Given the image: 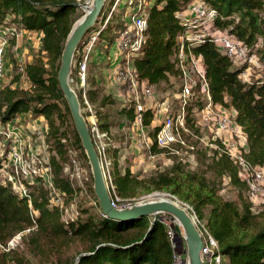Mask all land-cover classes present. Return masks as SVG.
<instances>
[{
    "label": "trees",
    "instance_id": "trees-1",
    "mask_svg": "<svg viewBox=\"0 0 264 264\" xmlns=\"http://www.w3.org/2000/svg\"><path fill=\"white\" fill-rule=\"evenodd\" d=\"M146 1L151 3L146 11V39L133 59L137 76L153 86L169 81L170 76L178 81L174 60L178 36L195 27L184 23L175 12L183 10L192 0ZM202 1L217 11L213 27L227 29L247 48L254 46L259 38L264 42V0ZM78 10L76 0H0V27L11 25L42 32L37 55L32 62L20 65L22 75L30 83L29 88H16L8 83L0 88V125L13 121L22 112L43 116L48 151L53 152L49 156L53 183L65 191L67 197L73 195L74 187L63 175L70 148L60 124L65 122L69 110L56 75L65 39L79 16ZM107 11L104 8L101 13ZM111 16L100 30L99 39L109 41L112 36L109 35L112 33ZM191 49L202 55L212 101L236 112L235 120L242 126L247 139L246 160L264 167V77L249 81L240 78L239 73L246 68V63L233 62L208 38ZM12 64L14 70L18 68L15 61ZM14 78H18L17 75ZM95 93L94 89L86 88V99L91 101ZM78 97L80 106L86 107L80 93ZM199 99L198 96L187 106V125L191 132L198 131L189 115L194 106L200 104ZM100 100V103L108 104V95H103ZM131 109L129 103L119 111L130 122L133 120ZM95 115L99 127L108 131L112 121H104L101 111H96ZM152 118L153 111L149 108L143 113L142 124H150ZM158 127V123H154L148 131L153 139L152 153L167 151L158 148L154 142ZM73 137L81 148L75 130ZM111 147L112 144L108 147L110 176L120 198L119 204L146 200L143 196L152 191H167L186 202L216 238L225 256L224 264H264V211L254 213L246 198L241 197L240 201L226 199L219 192L224 177L238 189L245 187L239 167L224 152L210 146H198L195 141L193 154L197 166L194 168L171 153L173 161L169 168L139 177L118 162V150ZM81 152L84 156L83 149ZM24 182L28 188L26 196L15 192L0 174V244L19 233L23 250L28 254V257L16 254L13 248L5 251L0 246V264H31L29 257H34L36 264L172 263L169 225L164 221L165 217L170 218L169 215L116 219L83 209L85 217L65 223L58 208L49 205L44 185ZM75 242L79 246L70 252Z\"/></svg>",
    "mask_w": 264,
    "mask_h": 264
},
{
    "label": "built area",
    "instance_id": "built-area-1",
    "mask_svg": "<svg viewBox=\"0 0 264 264\" xmlns=\"http://www.w3.org/2000/svg\"><path fill=\"white\" fill-rule=\"evenodd\" d=\"M76 1L81 3L83 10L91 2V0ZM119 1L111 0L112 4H110L108 11L100 14L102 19L99 28L86 32L80 40L74 52L69 82L71 86L78 90L86 105L85 108L89 112L90 119L87 125L112 205L124 207L129 204H119L120 198L115 193L110 176L111 159L108 154V147L112 144L110 133L99 127L97 117L88 104L85 95L88 63L91 53L100 30L106 25ZM123 1L128 3L131 12H127L122 18L124 26L118 30L117 47L121 59L118 60L115 77L123 83L125 89L130 93L127 99H129L130 107L132 108V125L137 126V129L142 131L148 127V125L142 124V118L143 113L147 109H152L151 106H148V97L153 94V85L149 84L145 79L138 78L133 59L139 53L146 39L147 12L144 4L147 1ZM134 1H136L135 4ZM175 16L195 28L178 36L179 46L174 53L179 77V90L175 94L178 99V106L171 111L172 109L169 108L166 102H158L154 105L152 122L155 120V115L163 116L158 123L159 127L154 136V142L158 148L165 149L168 153L182 154L184 148V152H186L185 160L188 163L194 161L193 150L195 149V144L185 137L188 134L192 135L187 125V106L199 96L202 99L201 103L198 106H194L196 108H193L189 115L191 123L198 129L200 126H204L210 132V138L205 146L216 148L218 152H224L239 167V176L245 182L247 196L251 200L260 198L261 202L264 203V167L253 165L246 160L247 139L242 126L235 120L236 112L212 101L205 77L202 55L195 53L191 49V46L204 38H208L233 62L246 63L245 71L243 70L239 73L241 78L248 74L247 70L250 68V65L247 64L251 60L248 56L247 45L241 39L228 33L227 29L222 30L213 27L212 21L217 16V11L202 0L190 1L183 10L175 12ZM20 34L21 31L15 26L0 27V78L4 74L6 47L12 38H16ZM185 40L190 43L184 44ZM20 69L22 68L20 67ZM173 79L170 76L169 81ZM37 133L40 134V131ZM141 135L144 138H142V142L138 146H144L148 155L153 157L155 155V153L151 152L153 139L148 133L143 134V131ZM196 138L201 139L199 136ZM0 139L4 140L2 143L6 146L1 153L2 166L0 170L3 180L8 181L12 189L19 195L25 196L28 195L25 180L34 184L42 183L47 190L49 205L58 208L65 223L72 221L74 219L71 213L73 204H66V192L54 185L49 158L31 147V143L26 141V136L22 129L13 128L8 123L0 125ZM70 152L71 150H69ZM70 160L73 163L72 178L74 174L78 173V167L75 159L71 158ZM195 224L202 239L200 252L202 264H224L225 256L221 253L216 238L198 218H196ZM167 233L173 248L171 264H185V246L184 244L180 246L175 241L177 229L169 225ZM17 237L19 238V233L5 243L0 244V246L5 251L14 248Z\"/></svg>",
    "mask_w": 264,
    "mask_h": 264
},
{
    "label": "rangeland",
    "instance_id": "rangeland-1",
    "mask_svg": "<svg viewBox=\"0 0 264 264\" xmlns=\"http://www.w3.org/2000/svg\"><path fill=\"white\" fill-rule=\"evenodd\" d=\"M79 4V10H78V17L77 19L82 16L84 13V10L81 7V3L77 2ZM136 1H134V4ZM111 0H105V5L104 8L105 10H108L110 7ZM133 4V5H134ZM151 3L149 2L146 6L145 10L147 11L150 7ZM103 8V9H104ZM126 12H131V9L128 8V3L126 1L120 0L118 2V6L116 5L115 8L113 9V13L111 16L110 20V26L112 27V30H119L124 26V20H122L123 14ZM101 19L100 16L98 17L97 21L92 27V30H97L101 24ZM111 30V31H112ZM115 32L109 33L114 34ZM18 39H20V36H17ZM17 37L12 38L8 46L6 47V52H5V58L9 60L11 63V70L7 74L8 76L4 75L2 78L3 80L0 81V88L2 85H5L6 83L10 84L12 87L16 88H23L27 89L29 88L28 86V80L26 79L25 76L22 75L21 69H20V63L17 62L16 57L14 56V51L18 52L20 55V50L19 47H17ZM24 39V38H23ZM109 40L112 42L110 43L112 46L110 47V50H106L108 43L106 40H102L101 38L97 39L94 49L91 53V57L89 60V68H92L93 70H96L100 72L99 68L101 70L109 66L108 60L106 58L101 59L99 58L101 55L107 56V57H112L113 56V50H115L114 47V41L116 40V35H112ZM31 41L35 42V37L31 39ZM98 53V54H96ZM101 54V55H100ZM264 42L262 39H258L254 46L250 47L248 45V56L251 58L250 62L247 64L250 65V68H248V74L245 76H242V79H245L246 81L249 80H254L259 77H264ZM119 55L116 53V60L121 59V57H118ZM16 62L17 64V69H13V62ZM245 71V69H244ZM15 75H17L18 78H14ZM100 77L102 78L105 73H100ZM108 78V85H110L109 89V94H108V105H109V113L112 115L111 118L114 120L113 125L111 127V140L114 139V142L112 143L111 148H116L119 152L117 155L118 162L129 167L130 171L132 173L137 174L139 177H145L152 173L155 170H164L167 169L171 166L172 161H173V156L171 153L168 152H161V153H155L153 157H150L145 150L144 146L139 147L138 144L142 142V139L139 138H144L143 135L141 134H135L134 128L132 127L133 125L131 124L130 121L126 119L125 116H119V111L122 107V104L128 105L130 103L129 99L125 100H120L116 95V91L112 92L114 90L113 86L115 85L113 82V77H109L106 75ZM240 77V76H239ZM104 81V80H103ZM75 93L77 96H79V92L76 88H74ZM179 90V81H176L173 79L172 81H167L165 83H161L158 86H153V94L151 97H148V106H151L152 109L154 108V105L156 103L160 102H166L169 106L171 111L175 110L178 106V99L176 98L175 94ZM114 93V94H113ZM79 99V97H78ZM200 103L202 99H199ZM80 103V100H79ZM198 106V105H196ZM196 108V107H195ZM194 108V109H195ZM81 113L84 114L85 120L88 123L90 117L88 115V110L85 107H81ZM62 110L65 111V106L62 105ZM82 114V115H83ZM121 114V113H120ZM154 114V113H153ZM163 116H158L155 115V120L153 121L154 123H159V121L162 119ZM124 118V119H123ZM45 126V125H44ZM60 129L65 130L66 132V145L68 148H70L71 152L68 153V158L65 159L66 165L64 168V173L63 175H66L69 181L73 184L74 187V193L72 196L67 197L66 199V204L72 203V217L75 219L76 217H85V213L82 211L83 209H86L88 213L97 215L98 213H101L98 205L97 198L94 194L93 191V181H92V175H91V169L90 165L88 163L87 157L84 153V156L81 152V148L77 146L76 142H74V137H73V130H75L70 113L66 114L65 116V122L60 124ZM40 134L36 133L35 131L33 132L34 137H38L36 141H32L36 144L38 143V146H34L31 144V147L37 151H40L42 154L46 155L48 158L50 154L53 152L48 151V143L46 141V136L47 133L45 132L46 129L45 127H42L39 129ZM27 134V133H26ZM28 136H31L30 134H27ZM137 136V138H136ZM200 137L201 139L199 140L196 137ZM187 140L194 142H197V145L199 146H205L207 145L206 142L210 138V132L203 126L199 127L197 132H192L191 134L185 135ZM31 140V139H30ZM33 143V144H34ZM114 144V145H113ZM4 144L0 142V162L2 163L1 160V153L5 150ZM182 154H175L177 155L182 161L188 162L185 160V149L183 148ZM84 152V149H83ZM71 158L75 159L76 165L78 167V173L72 176L71 178V172H73V163L70 162ZM195 159V155H194ZM2 165V164H1ZM197 166V162L190 161L188 167L194 168ZM0 170V174H1ZM71 178V179H70ZM220 194L226 198V199H231V200H236L240 201V198H246L247 201H249L251 205V210L254 213H260L264 211V203L261 202L260 198H256L251 200L246 193V187L242 189H238L237 187L230 185L228 183V178L224 177L221 183V189L219 190ZM153 193H162V196L165 198H168L170 200H174L178 204L184 206L188 212L192 215L196 222V215L190 210L189 205L176 198L174 195L170 194L167 191H152L146 195L143 196L144 199H151ZM164 221L167 225H170L171 223V218L165 217ZM177 229V226H174ZM16 244L14 246V251L16 254H22L26 257H28V254L25 252L23 243L21 242V237L16 238ZM78 243L75 242V244L72 245V249H70V252H73L76 247H78ZM30 263L31 264H36V259L34 257L30 258Z\"/></svg>",
    "mask_w": 264,
    "mask_h": 264
},
{
    "label": "water",
    "instance_id": "water-1",
    "mask_svg": "<svg viewBox=\"0 0 264 264\" xmlns=\"http://www.w3.org/2000/svg\"><path fill=\"white\" fill-rule=\"evenodd\" d=\"M104 5L105 0H91L90 5L85 8L82 16L74 21L63 45L56 75L75 131L90 165L93 191L97 198L99 209L104 216L116 219H134L143 215L153 217L160 214L169 215L172 220L170 225L177 226L175 241L180 246L183 244L185 246V264H202L200 254L202 239L194 218L184 206L174 200L163 197L162 193H153L151 199L137 201L124 207L112 205L87 122L81 113L78 96L69 82L75 49L86 32L92 30Z\"/></svg>",
    "mask_w": 264,
    "mask_h": 264
},
{
    "label": "crops",
    "instance_id": "crops-1",
    "mask_svg": "<svg viewBox=\"0 0 264 264\" xmlns=\"http://www.w3.org/2000/svg\"><path fill=\"white\" fill-rule=\"evenodd\" d=\"M148 2H145L144 5H147ZM146 7V6H145ZM129 8V7H128ZM127 13V12H126ZM123 14L121 15L122 18L126 15ZM21 31L20 39H18L17 37V41H16V45L17 47H19L20 50V55L18 54V52L14 51V56L17 59V62H19L21 65L25 64V63H30L32 62V60L34 59V57L37 55L40 47H41V38H42V32L40 31H29V30H25V29H20ZM112 32H115V34H112L113 36L116 35V40L114 41V49L112 52L114 53L112 57H107L104 55H101L99 58L104 59L106 58V60H108L109 66L106 67L105 69L103 68L101 70V68H99L100 72L96 70H93L92 68H89V63H88V74H87V84H86V88H92L95 90V94L92 98L91 101H88V104L90 105L92 111L94 112V114L96 113V111H101L102 115H103V120L104 121H112L111 123H113V119L111 118V114L109 113V105L107 103H100L101 102V97L103 95H108L109 91H110V85H108V78L106 75H108L109 77H113V82L115 85L113 86L114 90L112 92L116 91V95L118 98H120V100H125L128 98L129 96V92L125 89V86L123 85L122 82H120L119 80L116 79L115 77V70L117 68L118 65V60H116V53L119 55L118 57H120V54L118 52V47H117V41H118V30H112ZM35 37V42L31 41V39ZM24 38V39H23ZM108 43L106 50H110L111 48V42L110 41H106ZM98 54V53H96ZM120 60V59H119ZM11 70V63L9 62V60L7 58H5V63H4V75L8 76L7 74L10 72ZM100 73H105V75H103V77H100ZM2 76V77H3ZM0 78V81L3 80V78ZM104 80V81H103ZM29 82V81H28ZM30 83H28L29 86ZM3 86V85H2ZM125 104H122V107ZM119 116H125L124 114H120ZM124 119V118H123ZM110 123V124H111ZM7 124V123H6ZM5 124V125H6ZM8 124L11 125V127L13 128H20L22 129L24 135L26 136V141L28 143H31L34 146H38V143H34L33 141H36L38 139V137H34V131L37 133L39 131V129H41L42 127H45L44 125H46V121L43 118V116H38V115H34L28 112H22L20 114H18L13 121H9ZM132 124V121H131ZM113 124H111L109 126V133L111 135V127ZM153 126V122H151L150 124H148V127L144 128L143 134L148 133V131L150 130V128ZM134 133L135 134H141V130L137 129V126H134ZM30 134L31 136H28L27 134ZM140 136V135H139ZM137 138V136H136ZM31 139V140H30ZM33 139V141H32ZM142 139V138H139ZM0 142H4L3 139H0ZM114 142V139H112V143ZM34 143V144H33ZM114 145V144H113ZM119 152V151H118ZM2 176V175H1Z\"/></svg>",
    "mask_w": 264,
    "mask_h": 264
}]
</instances>
